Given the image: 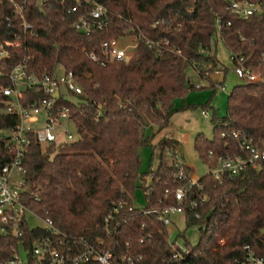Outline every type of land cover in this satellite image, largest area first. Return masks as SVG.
<instances>
[{
	"label": "trees",
	"instance_id": "16d2710c",
	"mask_svg": "<svg viewBox=\"0 0 264 264\" xmlns=\"http://www.w3.org/2000/svg\"><path fill=\"white\" fill-rule=\"evenodd\" d=\"M17 1L23 4V17L32 23L33 32L23 35L19 45H7L16 38L24 18L15 12L14 3L0 0V48L3 44L7 51L0 56V126L20 120L1 111V89L12 84L10 73L20 62L29 74L38 76L61 65L73 70L82 87L81 94L67 92L57 99L70 107L74 140L44 148L35 134H28L23 159L28 189L23 196L33 212L51 218L62 233L86 235L105 247L128 250L134 264H242L246 243L264 254V159L235 177L222 173L215 178L210 171L225 152L245 154L244 139L264 148V81L235 83L224 115L210 101L201 104L203 110L212 111L213 134L198 132L193 145L208 171L188 187L183 215L185 226L198 229L197 241L192 244L184 229L169 241V230L157 216L143 213L145 208L174 202L172 193L164 196L165 190L187 183L176 175L178 140L166 136L152 143L175 110L174 100L196 87L187 76V66L216 89L221 81L213 82L205 73L218 69L220 37L229 56L242 57L246 67L264 77V0H251L259 3L261 11L247 16L228 9L229 0ZM96 4L105 8L101 26L92 25L89 13ZM83 16L91 23L90 31L75 26ZM217 17L220 30L215 26ZM130 34L138 36L133 55L127 62L110 61L102 41ZM43 96L42 90L29 86L21 101L29 106ZM143 145L152 147V156L158 150L157 165L139 172ZM3 151L1 139L0 155ZM180 165L185 174L191 172L187 164ZM137 186L143 189L142 206L134 205ZM121 199L125 203L117 217L120 224L108 233L103 218ZM20 230L19 236L0 234V263L14 256L12 247L21 239L31 247L38 235L49 234L26 221ZM147 232L151 237L141 242ZM180 237L183 245L175 243ZM173 251L178 257L171 256Z\"/></svg>",
	"mask_w": 264,
	"mask_h": 264
},
{
	"label": "built area",
	"instance_id": "2783aa9c",
	"mask_svg": "<svg viewBox=\"0 0 264 264\" xmlns=\"http://www.w3.org/2000/svg\"><path fill=\"white\" fill-rule=\"evenodd\" d=\"M14 3L15 12L23 17V4L17 0H9ZM46 0H42L44 2ZM78 3L72 6L75 10ZM228 9L240 16H247L248 14L261 11L258 2L251 0H229ZM105 8L101 4H96L90 11V17L93 26H101L102 21L100 17L103 15ZM20 22V29L17 31L14 40L6 41L7 45H19L23 35L31 34L33 32L32 23L27 22L25 17ZM11 24V21L8 25ZM229 25L230 22L226 21ZM219 17L215 20L217 30H220ZM77 28L90 31L91 23L88 22L85 16L81 17L79 22L75 24ZM135 42L131 45L121 46L118 43L119 37H113L102 41L101 47L105 51V55L110 61L127 62L133 55L137 35H133ZM148 41V39H147ZM132 46V49H128ZM7 51L4 45H1L0 56H5ZM94 58V54L90 53ZM229 59L233 62V69L235 74L243 81L260 80L264 81V77L254 73L250 67L243 64L242 57L231 55ZM235 60V61H234ZM216 73H222L220 69H215ZM12 81L11 85L2 87V102L4 106L1 111L9 114L17 115L20 120L17 124L9 127L0 126V140H4V154L0 155V220L3 224L0 225V234L4 232H12L19 236L21 233L20 225L23 222L30 220L27 213H32L35 217L43 220L44 224H37L42 228L47 229L49 234L38 235L33 239L31 247H27L24 240L12 247L14 256L6 263L8 264H122L124 261L127 264H134V258L128 250H120L117 248L105 247L102 241H96L86 235H68L62 233L55 225L54 221L49 218H43L33 212L29 205L25 202L23 193L28 189L26 185L25 171L23 159L26 155L27 148L30 143L29 133L35 134L37 141L46 148L52 142L63 143L72 141L76 138V133L67 127L68 122H73L70 116V107L68 105H60L57 99L62 95L71 92L72 94H81L82 87L75 80L73 70L67 69L58 65L54 71H49L42 76L34 73L29 74L26 70L25 64L20 62L15 65L10 73ZM36 86L39 90L44 92V96L31 105L26 106L21 98L23 92L27 87ZM198 86V85H197ZM63 87V89H62ZM216 88L225 90L223 82L216 83ZM59 91V96L56 92ZM204 114L207 112L202 110ZM37 125V123H41ZM237 135L236 132H234ZM242 150L245 154H232L225 152L218 156V165L210 171L215 178H219L222 173H227L229 176L242 175L248 166H255L264 159V148L252 143L251 139H244L242 141ZM177 155V153L175 154ZM177 158V157H175ZM180 166L176 175L178 178L187 181L185 185H178L174 189H166L165 197L172 193L175 201L163 206H152L145 208L143 213L150 216L155 214L157 219L161 221L169 230V225L176 222L179 215H184V201L188 187L192 184H197L198 178L191 172L184 173L181 163L176 160ZM203 195H200V199ZM125 203L122 199L115 203L105 217L103 218V228L108 233L115 232L120 224L118 217L121 206ZM192 205L196 201L191 202ZM133 206H128L132 209ZM199 216V213H196ZM32 226V225H31ZM264 232V229H263ZM170 234V230H169ZM151 237V233L147 232L140 238L144 241L145 238ZM168 240H172L168 237ZM176 244L177 241L175 242ZM185 250V248H184ZM245 255L241 259L242 264H264V254L258 253L251 247L250 244L244 245ZM22 251H26L28 258L23 256ZM179 253L173 251L172 257H178ZM138 257H141L139 254Z\"/></svg>",
	"mask_w": 264,
	"mask_h": 264
},
{
	"label": "rangeland",
	"instance_id": "374dc122",
	"mask_svg": "<svg viewBox=\"0 0 264 264\" xmlns=\"http://www.w3.org/2000/svg\"><path fill=\"white\" fill-rule=\"evenodd\" d=\"M135 42L134 36L122 35L118 39V43L121 46L131 45ZM132 49V46L128 48ZM216 56L219 60L217 68L225 70L222 73L206 72L205 74L210 78L211 81H221L225 84V90L208 86L209 81L206 78L198 77L195 70L191 65L187 66V76L195 84V88L189 89L184 96L178 97L174 100L175 110L170 115L168 122L159 132H157L152 138V143H155L158 139L166 136L173 137L178 140V144L182 147V153L178 151L175 155L176 160L180 163L187 164L191 173L200 177L206 171L207 166L200 159L198 153L193 145L195 135L203 131L207 136L211 137L213 134V127L210 122L212 111L205 109L206 114L203 113L201 104L210 101L211 105L215 107L220 115L226 113V102L229 91L235 83L243 81L238 77L233 69V62L229 59V52L226 45L222 42L221 38L218 37L216 40ZM202 84L203 86L197 88V85ZM63 89V87H62ZM37 123V125H41ZM69 127L73 133H76L74 123L68 122ZM150 133V129L148 130ZM152 147L149 145H143L139 150V172L147 171L152 165H157V154L158 150L155 149L152 156ZM149 181V176L147 177ZM134 205L142 206L145 203V197L141 186H137L134 191ZM27 217L30 220L32 226L37 224H44L43 220L35 217L32 213H27ZM185 230V235L189 241L193 244L198 238V229L196 226H185L184 216L179 215L176 222L169 225L170 234L169 237L172 239L178 230ZM179 244L183 245V238L180 237L176 240ZM23 256L28 258L26 251H22ZM2 264V263H0ZM8 264V263H4Z\"/></svg>",
	"mask_w": 264,
	"mask_h": 264
},
{
	"label": "water",
	"instance_id": "95a60500",
	"mask_svg": "<svg viewBox=\"0 0 264 264\" xmlns=\"http://www.w3.org/2000/svg\"><path fill=\"white\" fill-rule=\"evenodd\" d=\"M55 95H56V96H59V91H57ZM178 151H179L180 153H182V147H181V146H179Z\"/></svg>",
	"mask_w": 264,
	"mask_h": 264
}]
</instances>
